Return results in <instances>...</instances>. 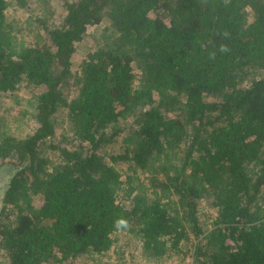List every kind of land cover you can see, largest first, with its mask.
<instances>
[{
  "label": "trees",
  "instance_id": "trees-1",
  "mask_svg": "<svg viewBox=\"0 0 264 264\" xmlns=\"http://www.w3.org/2000/svg\"><path fill=\"white\" fill-rule=\"evenodd\" d=\"M50 2L36 0L29 39L5 19L27 0H0V94L30 86L36 123L0 133V167H16L0 208L5 264H72L119 231L150 262L195 238L193 264H264V0H63L58 19ZM105 18L74 73L76 45ZM120 119L125 133L111 129ZM119 137L109 158L128 163L125 179L98 151Z\"/></svg>",
  "mask_w": 264,
  "mask_h": 264
},
{
  "label": "rangeland",
  "instance_id": "rangeland-1",
  "mask_svg": "<svg viewBox=\"0 0 264 264\" xmlns=\"http://www.w3.org/2000/svg\"><path fill=\"white\" fill-rule=\"evenodd\" d=\"M27 3L29 9L19 8L16 5L9 6L5 11V19L7 26L13 33L18 36L25 35L27 38L33 39L32 35L27 34V17L40 12V7L36 3V0H27ZM50 3L54 18L58 19L64 12L63 0H51ZM108 23L109 20L105 18L100 24L88 27L84 38L76 45V50L72 55V70L74 73H79L81 61L86 52L101 44L100 33L103 26ZM33 91L30 86L23 84L15 92L0 94V133L6 128L14 135H26L34 130L36 123L31 116ZM67 114L68 109L66 106L60 108L56 114V134L53 140L62 146L67 145L69 138L72 136ZM129 125L130 123L127 119H120L111 129L121 128L123 133H125ZM120 139L119 137L116 142L101 146L98 151L115 166L121 175V179H125L128 163L124 161L112 162L109 158L111 153L121 152L123 144ZM45 153L52 159L57 160V152L46 149ZM141 177H144V174ZM211 201L212 198L206 196L198 202L200 220L207 227L211 226V221L217 213ZM196 241L197 239L195 238L190 239L181 245L178 252L165 257L159 263H155L147 261L144 258L141 254L140 245L135 238L130 237L123 231H119L114 234V244L111 249L100 255H80L72 264H193L192 250ZM0 264H5V259L1 254Z\"/></svg>",
  "mask_w": 264,
  "mask_h": 264
},
{
  "label": "water",
  "instance_id": "water-1",
  "mask_svg": "<svg viewBox=\"0 0 264 264\" xmlns=\"http://www.w3.org/2000/svg\"><path fill=\"white\" fill-rule=\"evenodd\" d=\"M16 172L14 165L8 164L0 167V208L5 189L8 187L11 176Z\"/></svg>",
  "mask_w": 264,
  "mask_h": 264
},
{
  "label": "clouds",
  "instance_id": "clouds-1",
  "mask_svg": "<svg viewBox=\"0 0 264 264\" xmlns=\"http://www.w3.org/2000/svg\"><path fill=\"white\" fill-rule=\"evenodd\" d=\"M124 224V221L123 220H120L117 222V226H120V225H123Z\"/></svg>",
  "mask_w": 264,
  "mask_h": 264
}]
</instances>
